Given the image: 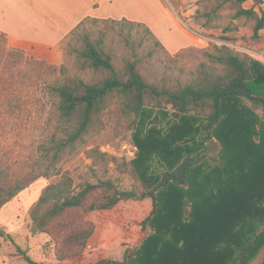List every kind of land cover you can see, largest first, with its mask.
<instances>
[{
	"label": "trees",
	"instance_id": "16d2710c",
	"mask_svg": "<svg viewBox=\"0 0 264 264\" xmlns=\"http://www.w3.org/2000/svg\"><path fill=\"white\" fill-rule=\"evenodd\" d=\"M246 1L203 0L196 18L205 27H219L226 19L223 32L237 29V22L242 21L250 25L252 37L259 38L264 11L245 7ZM86 20L99 19L86 18L72 32ZM101 21L120 24V30L126 24L141 26L155 38L140 22ZM82 43L74 49L76 65L92 71L93 76L88 80L68 76L65 68H59L64 76L52 90L63 136L52 138L53 144L46 150L52 152L46 159L47 168L84 140L109 97L120 99L123 112L134 116V125L148 101L158 110L170 105L178 122L167 135L169 146L166 139L158 140L152 134L137 139L138 157L129 164L140 190L120 188L110 177H97L76 187L70 175L57 172L58 178L42 189L29 208L31 232L52 238L57 264L79 259L94 232L85 215L145 194L151 198L152 208L141 225L151 233L133 251H127L123 260L109 264H251L264 246V68L248 54L221 45L207 54L208 63L197 65L188 82L169 85L147 81L136 60L126 61L118 71L101 41H93L86 33ZM154 43L161 45L157 39ZM28 52L41 64L50 57L45 51ZM212 138L221 144L218 156H200ZM176 141L183 147L172 148ZM85 152L92 156L94 149ZM150 154L165 162H160L163 169L158 174L148 175L141 169ZM7 171L8 167L0 170V207L40 176L32 171L24 175ZM210 210L214 221L209 218ZM247 216L250 221L246 223ZM2 234L14 241L0 230ZM16 250L28 264H40L21 247Z\"/></svg>",
	"mask_w": 264,
	"mask_h": 264
},
{
	"label": "rangeland",
	"instance_id": "374dc122",
	"mask_svg": "<svg viewBox=\"0 0 264 264\" xmlns=\"http://www.w3.org/2000/svg\"><path fill=\"white\" fill-rule=\"evenodd\" d=\"M202 1L138 0L131 16L115 19L140 22L155 38L144 32L141 26L126 24L120 30V24L103 22L102 19L86 20L59 42L46 64L35 61L38 60L36 57L32 59L26 49L11 45L0 33V170L8 167L9 175L14 172L24 175L27 171L40 174L0 207L3 208L0 221H11L18 229L9 233L14 241L5 234L0 235V248L16 256L18 264L28 263L15 254L17 247L37 263H58L52 238L45 233L31 232L29 208L48 183L66 172L76 187L84 181H96L97 177H110L120 188L140 190L129 164L138 157L137 139L152 134L158 140L166 139L169 146L168 141H171L167 135L171 126L178 122L172 116L170 105L158 110L148 101L134 125V116L123 112L120 99L109 97L84 140L71 153L66 152L57 162L54 161V167L47 168L49 161L46 159L52 152L46 150L53 137L57 140L63 136L52 86L64 75L82 76L86 80L93 76L92 71L80 70L76 65L74 49L83 45L84 33L93 41H101V46L112 55V63L118 71L124 68L126 61L136 60L140 73L149 82L169 85L188 82L197 65L208 63L207 54L221 45L248 54L264 68V28L260 37L255 39L250 25L242 21L237 22V29L227 32L222 31L226 19L219 22V27H205L203 20L196 18ZM244 6L264 11V0L261 4L249 0ZM185 27L194 35L192 45L189 44L192 34ZM154 39L161 45H156ZM60 67L65 68L64 75ZM171 146L183 147L181 141ZM88 149H94L92 156L86 154ZM160 162V158L150 154L143 159L141 169L148 175L158 174L163 169ZM262 201L264 205V199ZM151 208V198L143 194L137 199L120 201L112 209L85 215L84 220L93 223L94 232L81 257L63 264H94L101 260L109 264L113 260H123L127 251H133L151 233L150 228L143 229L141 225ZM210 211L209 218L213 219V210ZM243 221L249 222V217ZM263 256L264 246L251 264H261Z\"/></svg>",
	"mask_w": 264,
	"mask_h": 264
},
{
	"label": "crops",
	"instance_id": "0c3cea01",
	"mask_svg": "<svg viewBox=\"0 0 264 264\" xmlns=\"http://www.w3.org/2000/svg\"><path fill=\"white\" fill-rule=\"evenodd\" d=\"M137 1L0 0V31L6 34L11 45L33 53L45 51L51 55L57 50L59 42L84 19L128 18L134 13ZM191 34L190 45L194 40V35L192 32ZM2 210L3 208L0 209L1 216ZM0 229L11 234L15 233L16 227L11 221H0ZM16 258L0 248V264H18Z\"/></svg>",
	"mask_w": 264,
	"mask_h": 264
},
{
	"label": "water",
	"instance_id": "95a60500",
	"mask_svg": "<svg viewBox=\"0 0 264 264\" xmlns=\"http://www.w3.org/2000/svg\"><path fill=\"white\" fill-rule=\"evenodd\" d=\"M220 149H221L220 142L213 138L209 140L207 148L200 153V156L209 155L214 157L219 153Z\"/></svg>",
	"mask_w": 264,
	"mask_h": 264
}]
</instances>
